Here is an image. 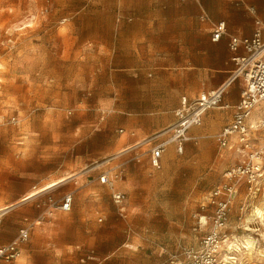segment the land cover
Masks as SVG:
<instances>
[{
  "label": "rangeland",
  "instance_id": "374dc122",
  "mask_svg": "<svg viewBox=\"0 0 264 264\" xmlns=\"http://www.w3.org/2000/svg\"><path fill=\"white\" fill-rule=\"evenodd\" d=\"M181 3L0 0V207L78 175L0 218L1 246L33 231L15 264H185V252L200 247L210 231L200 219L213 211L201 205L234 161L216 135L232 114L228 93L238 103L242 87L204 115L182 155L171 145L152 167L150 151L168 137L180 99L213 90L193 69L207 44L196 18L180 19ZM251 15L255 30L257 9ZM103 173L113 189L100 184ZM113 190L126 195L122 207ZM246 192L242 183L229 217L231 231L240 229L222 239L224 264L228 243L245 247L248 234L264 256V226L246 231L264 194L247 203ZM67 195L71 212L60 213ZM235 255L234 264H264Z\"/></svg>",
  "mask_w": 264,
  "mask_h": 264
},
{
  "label": "built area",
  "instance_id": "2783aa9c",
  "mask_svg": "<svg viewBox=\"0 0 264 264\" xmlns=\"http://www.w3.org/2000/svg\"><path fill=\"white\" fill-rule=\"evenodd\" d=\"M248 11L256 14V9ZM120 21V18H118ZM130 21V20H129ZM263 26L259 19L255 21V30L251 37L230 36L228 48L232 54L235 70L218 88L201 94L196 100L183 97L175 112V122L166 134L168 137L157 140L150 151L154 169H159L167 149L173 145L178 155L184 152V146L194 140L190 136L193 129L203 125L204 115L218 107L227 92L238 81L241 82L240 100L231 107L232 114L228 123L216 135V142L221 156L234 157L232 164L224 173V183L217 185L201 205L202 209L212 205L209 217L200 219V225L209 227L210 231L203 237L200 247L185 252V264H224L223 238L233 236L240 229L237 226L231 231L230 212L239 196L242 183L247 187L246 202L257 199L264 194V36ZM226 35L225 22L218 23L212 30V42L218 43ZM229 108V106H225ZM165 134V133H164ZM101 185L113 189L110 175L103 173L99 177ZM112 201L122 207L126 195L112 193ZM73 197L65 196L56 207L60 213L71 212ZM8 209L0 218L13 210ZM205 220V221H202ZM32 228L19 231L18 236L9 244L0 247V261L13 262L23 245L29 240Z\"/></svg>",
  "mask_w": 264,
  "mask_h": 264
},
{
  "label": "crops",
  "instance_id": "0c3cea01",
  "mask_svg": "<svg viewBox=\"0 0 264 264\" xmlns=\"http://www.w3.org/2000/svg\"><path fill=\"white\" fill-rule=\"evenodd\" d=\"M180 1L182 2L178 13L180 19L183 20L187 17L196 18L198 21L197 31L199 34L205 36V42L207 44L206 47L200 50L198 62L193 69L199 71L200 75L204 78L202 83L204 87L208 89H216L225 81L228 75L234 71V65L231 62L232 54L228 48L230 36L237 35L241 37H251L254 32L253 17L246 12L245 8L247 6L243 5V3L254 6L257 9L258 16L264 29V0ZM207 2L211 3V7H213L212 9L206 7ZM221 22L226 23V35L218 43H214L211 39L212 30ZM239 86H241V84ZM235 96V90L228 93V101L230 105H235L237 103ZM171 151L173 154H177L175 148L171 149ZM24 228L27 227H23L22 229ZM2 246L0 243V247ZM16 262L17 261H0V264H15Z\"/></svg>",
  "mask_w": 264,
  "mask_h": 264
},
{
  "label": "bare ground",
  "instance_id": "6f19581e",
  "mask_svg": "<svg viewBox=\"0 0 264 264\" xmlns=\"http://www.w3.org/2000/svg\"><path fill=\"white\" fill-rule=\"evenodd\" d=\"M127 139V135L125 134V135H123L122 137H121V141H125ZM141 142V141H140ZM138 143L137 145H140L141 143ZM132 148H134V147H132ZM136 148V147H135ZM138 148V147H137ZM136 148V149H137ZM140 148V147H139ZM136 149H135V151H136ZM130 150V149H129ZM126 151H128V149H126V150H123L122 149V151L119 153V154H124V152H126ZM133 151H134V149H133ZM131 152V151H130ZM121 156L119 155V158H120ZM116 158V157H115ZM68 176V175H67ZM78 176V175H77ZM76 175H74V176H70V177H68V178H65V179H60V180H58V181H53V182H51V183H49L48 185H46L41 191H39V192H31V193H29V194H27V196L23 199V200H21L18 204H16V206H8V207H0V215H2V213L4 212V211H6V210H8V209H11L12 207H14V208H16V207H18L19 205H21V203H23V202H27V201H31L32 202V200H34L35 199V197L38 195V194H40V193H44V191H46L47 192V190H50V189H52V188H55L56 186H58V185H60L61 183H64V182H66V181H68L69 179H73L74 177L76 178L77 177ZM67 183V182H66ZM61 186V185H60ZM30 203V202H29ZM24 204V203H23ZM26 204V203H25ZM259 205H261V204H259ZM13 208V209H14ZM253 218H255L256 220H254V221H252L251 222V220L252 219H248V224L246 225L247 226V228H246V231H248V232H250V231H252L253 229H254V231H258V230H256L255 228H253L252 227V225H254V224H259L260 226H264V208L262 207V206H256L254 209H253ZM253 229H252V228ZM263 233V232H262ZM238 240V239H237ZM243 240V239H242ZM254 242H255V239H254V237L252 236V234H248L247 236L245 235V239H244V242H243V244L245 245V247H241L240 245H239V243H235V242H229L228 243V246H229V253H227V255L225 256V260H226V262L227 263H229V264H234V263H236V255H235V253L237 254V255H240V256H243V255H246L247 257H249V261H251V263H252V259H253V255H255V254H257V256H260V257H264L263 255H262V253H263V251L260 249H257V248H255L254 247ZM242 244V245H243ZM256 245V244H255ZM20 259V258H19ZM260 259V258H259ZM231 260V261H230ZM262 260V259H261Z\"/></svg>",
  "mask_w": 264,
  "mask_h": 264
}]
</instances>
